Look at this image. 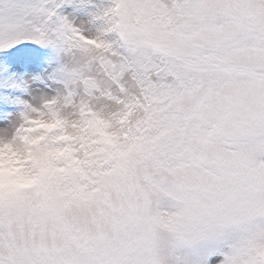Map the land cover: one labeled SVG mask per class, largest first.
I'll list each match as a JSON object with an SVG mask.
<instances>
[{"label": "snow or ice", "instance_id": "1", "mask_svg": "<svg viewBox=\"0 0 264 264\" xmlns=\"http://www.w3.org/2000/svg\"><path fill=\"white\" fill-rule=\"evenodd\" d=\"M0 264H264V0H0Z\"/></svg>", "mask_w": 264, "mask_h": 264}]
</instances>
